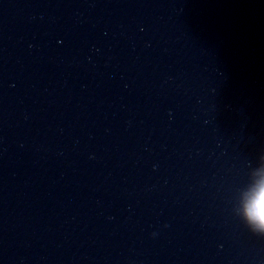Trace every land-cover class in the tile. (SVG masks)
<instances>
[{"label": "water", "instance_id": "water-1", "mask_svg": "<svg viewBox=\"0 0 264 264\" xmlns=\"http://www.w3.org/2000/svg\"><path fill=\"white\" fill-rule=\"evenodd\" d=\"M262 182L264 0H0V264H264Z\"/></svg>", "mask_w": 264, "mask_h": 264}, {"label": "clouds", "instance_id": "clouds-1", "mask_svg": "<svg viewBox=\"0 0 264 264\" xmlns=\"http://www.w3.org/2000/svg\"><path fill=\"white\" fill-rule=\"evenodd\" d=\"M262 190H264V182H262L257 188H256V194L260 193ZM255 196V194H254ZM248 219L251 223L255 224L257 227L264 229V220L260 219L257 215H249Z\"/></svg>", "mask_w": 264, "mask_h": 264}, {"label": "snow or ice", "instance_id": "snow-or-ice-1", "mask_svg": "<svg viewBox=\"0 0 264 264\" xmlns=\"http://www.w3.org/2000/svg\"><path fill=\"white\" fill-rule=\"evenodd\" d=\"M251 211L253 215H257L260 219L264 220V194L261 195Z\"/></svg>", "mask_w": 264, "mask_h": 264}]
</instances>
